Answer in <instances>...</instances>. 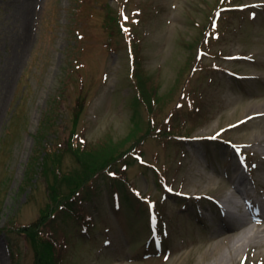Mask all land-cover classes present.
Segmentation results:
<instances>
[{
  "label": "rangeland",
  "instance_id": "obj_1",
  "mask_svg": "<svg viewBox=\"0 0 264 264\" xmlns=\"http://www.w3.org/2000/svg\"><path fill=\"white\" fill-rule=\"evenodd\" d=\"M107 6L136 16L135 31L110 38ZM137 75L163 99L153 115L165 126L154 121L139 150L115 162L135 194L105 168L66 206H50L41 168L28 167L36 154L42 162L45 137L65 150L76 128L87 147L129 148L150 116ZM170 128L181 137L163 136ZM62 157L63 172L79 167L69 150ZM225 192L264 206V0H0V264H34L32 243L51 264L48 242L60 264H264V220L248 225L255 243L234 251L247 233L221 240L225 224L201 203ZM47 214L31 241L22 230Z\"/></svg>",
  "mask_w": 264,
  "mask_h": 264
},
{
  "label": "trees",
  "instance_id": "obj_2",
  "mask_svg": "<svg viewBox=\"0 0 264 264\" xmlns=\"http://www.w3.org/2000/svg\"><path fill=\"white\" fill-rule=\"evenodd\" d=\"M111 6H107L104 11H103V24H104V28L108 29V35L111 38L112 36H114L116 33H123L122 27L121 25H123V22L126 21V19H124L121 16L122 11H118L119 13V18L117 17V13H115L113 10H111ZM115 15H114V14ZM129 21V18H128ZM131 22V19H130ZM129 22V23H130ZM127 26L129 27L128 24H126L124 22V29H128ZM132 37V36H131ZM132 45L135 44L136 45V41L133 40L131 41ZM112 42H108V47L111 48ZM132 51L133 48L131 47ZM193 58L191 59V63L189 66V70L193 67L194 61L198 60L197 58H195L196 56L193 55ZM136 59H134V64L136 63ZM138 68V67H137ZM134 69L137 71L138 74L144 75L142 70H137L135 67ZM134 70V72H135ZM136 73V74H137ZM135 75V74H134ZM149 80L147 78H144L143 80L137 75V88H138V99L139 101H141L142 104H145L148 107V111H149V119H148V129L146 130V133H143L141 137H137L133 142H136L132 145H130L129 148L125 149V150H121L118 153V150H114V147H112V145H108L106 142L102 143L101 145H99L100 147L98 148H92V147H87L85 146V142H83L82 140H77L75 137L76 135H78L76 128L74 130L71 131V137L69 142L67 143L68 147L67 149L63 150V146L59 144L58 141H55V143H50L48 141V139L45 137L44 139V143L45 146H43V150L40 151L41 154L44 155V157L42 158V162L37 161L39 157V154L35 155L36 157H34L33 159H31V161L29 162L28 167H30L31 169H35V164L38 165L41 168V171L45 177L47 186L49 191L51 192L50 196H51V200H52V204L50 206H66L67 204H65L69 199H76V196L78 194H80L81 189H85L86 185L90 182L91 178L94 177V175L97 172H102L103 170H105V168L107 170H111L112 173L111 175H115V181L117 182V184L123 183L124 187L126 189V192L129 191L128 189V185H130V181L127 179L126 177V170L123 169L121 171H119V168L116 167V165L118 166V163H115L119 157H122L124 155H133L135 151L139 150V148L141 147L140 145H137V141H140L144 138H147L149 136V131H153L154 128H156V126L154 125V123L156 122L157 125L160 122L156 121V117L153 115L154 113V107L155 105H157V107L159 106V103L163 100L161 97H159L158 92L154 89V88H150L147 87V82ZM194 101V100H193ZM85 98L84 97H80V99L78 100V104H77V108H79V110L81 112L79 113H83L85 107ZM78 113V114H79ZM16 116V115H15ZM25 118V117H24ZM15 119V117H14ZM78 116H76L75 118V123H78ZM155 121V122H154ZM56 121H53V119L46 124L45 127L49 128L48 133L51 136V133L53 132V136L57 135L56 134ZM164 125L163 122H161ZM160 123V125H161ZM76 126V125H75ZM162 129V128H161ZM162 131V130H160ZM45 132L47 133V131L45 130ZM163 136H168V137H172V138H178L181 137V133L177 132L174 128H170V129H166V131L164 130L162 132ZM144 136V137H143ZM76 140V142H75ZM113 149V150H112ZM69 150L72 154H75L77 156L76 159H78V165L79 167H77L76 169L67 171V172H63V167L61 166L62 163V155ZM85 156H89V159H86ZM97 158L99 157V161L100 164L94 166V167H89L88 165L90 163H88V161L92 160L93 158ZM94 158V159H95ZM97 160V161H98ZM38 168V167H36ZM113 168L114 171L112 170ZM127 168V167H126ZM119 171V172H118ZM34 174H39V173H33ZM124 178V179H123ZM130 186V190H131ZM124 192V195L125 193ZM50 206L48 208H46L44 211L48 210L50 208ZM72 209V206L69 207V210ZM59 210V209H58ZM57 211V210H56ZM52 212V210L50 211ZM52 221V217L50 214H47L45 216V218H41L38 219L36 222H34L32 225H30L29 227H25V229H23L22 231H25L27 233V235L29 236V238L31 239V241H34V237L36 236V232L41 228V227H45V225H47L49 222ZM32 228H35V233L32 236V231H30ZM36 240V238H35ZM51 246L50 249V253H51V264H60V260L59 257L57 255V252L55 250V243L52 246V244L50 242H48ZM33 247L35 248L34 252H35V263L34 264H49V257L48 256H43L41 254V251L35 247V244L32 243Z\"/></svg>",
  "mask_w": 264,
  "mask_h": 264
},
{
  "label": "bare ground",
  "instance_id": "obj_3",
  "mask_svg": "<svg viewBox=\"0 0 264 264\" xmlns=\"http://www.w3.org/2000/svg\"><path fill=\"white\" fill-rule=\"evenodd\" d=\"M260 112H263V111H260ZM260 112H258V113H260ZM240 175L241 174H237V176H240ZM236 192L240 193V191L238 189H236ZM223 201L226 203V207H228L229 213L226 212V216L224 217V220L222 221V224H220V225L226 224L223 227V228H226V230L221 231L220 232V236H221V240L226 241V240H229L230 239V241L233 242V240H234L233 232H236V231L237 232H241L239 230H242V232H246L250 228L248 226L250 222L244 216H242V218L241 217H237L236 218V216L234 215V213L232 212V210L229 208V206H232V207H237L238 206V202L239 201L235 198V195L233 193H229V192L223 193ZM243 219H244V221H243ZM227 223H229L231 225H227ZM237 225H240V226L237 227ZM244 228H246V229H244ZM246 233H247L248 236H245L243 238L242 243H241V245L243 244L242 247H240L241 245L238 246V244H236V243H234L232 245L234 251H236V250L238 251L239 249L244 248V244H249L251 242L255 243V235L252 234V233L249 234L248 232H246ZM259 238H260V236H259ZM250 246H248V247H250ZM233 255H231V257ZM222 259H223V261H225V256L223 254H222ZM229 263L230 262H228V264Z\"/></svg>",
  "mask_w": 264,
  "mask_h": 264
}]
</instances>
